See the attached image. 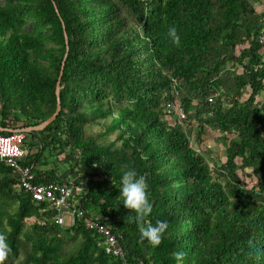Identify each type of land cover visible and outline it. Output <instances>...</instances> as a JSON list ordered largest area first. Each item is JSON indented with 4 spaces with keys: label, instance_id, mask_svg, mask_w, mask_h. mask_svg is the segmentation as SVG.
I'll list each match as a JSON object with an SVG mask.
<instances>
[{
    "label": "trees",
    "instance_id": "1",
    "mask_svg": "<svg viewBox=\"0 0 264 264\" xmlns=\"http://www.w3.org/2000/svg\"><path fill=\"white\" fill-rule=\"evenodd\" d=\"M262 15L251 0H0L1 127L54 113L66 34L60 110L23 131L22 163L34 184L67 180L41 167L53 152L83 212L59 226L0 164V264H264ZM188 120L199 147L206 129L220 133L222 163L192 146ZM91 214L124 260L85 227Z\"/></svg>",
    "mask_w": 264,
    "mask_h": 264
},
{
    "label": "built area",
    "instance_id": "2",
    "mask_svg": "<svg viewBox=\"0 0 264 264\" xmlns=\"http://www.w3.org/2000/svg\"><path fill=\"white\" fill-rule=\"evenodd\" d=\"M262 21L264 24V11ZM257 39L259 43H264L263 30L259 32ZM218 94V92L210 94L207 99L211 101ZM171 107L176 111L177 121L182 123L186 118V113L178 103H174ZM25 140L26 136L21 130H14L9 135L0 134V164H4L11 170L18 180L17 188L29 195L32 202L35 204L45 202L54 209L53 221L56 224L59 226L64 224V214L69 215L70 224H73L75 219L80 218L83 214L76 203V198L82 192L81 186L68 179L34 184L31 181L32 165L22 163V157L25 155V146L23 144ZM84 225L98 235L101 243L113 256L124 260L125 251L119 242V237L112 232L110 225L101 222L99 216L94 214L84 218Z\"/></svg>",
    "mask_w": 264,
    "mask_h": 264
},
{
    "label": "rangeland",
    "instance_id": "3",
    "mask_svg": "<svg viewBox=\"0 0 264 264\" xmlns=\"http://www.w3.org/2000/svg\"><path fill=\"white\" fill-rule=\"evenodd\" d=\"M251 1L254 4V8L256 12H262V10L264 11V0H258V1L251 0ZM262 98H264V94H262L260 98H258L260 102ZM175 102H177V100H175ZM172 114L175 115V112H173V110H172ZM168 120L172 121V119H168ZM183 126L186 130V133L188 134V138L192 146H194L196 150L205 149L204 153L209 162H216L220 164L225 160V149L223 145V139L220 137V133L218 131H212V130L206 129V132H204L203 135L201 136L202 146H203L202 148V147H199V145L195 143L196 142L195 135L197 131L195 122L192 120L191 121L188 120V122L187 121L184 122ZM231 136L233 135L229 134L227 137L229 138ZM114 137H115V133L111 134V139H113ZM53 155H54L53 152L48 151V154L46 153L45 158L43 159V161L44 162L46 161L48 164L46 166H41V167L47 170L53 167L54 169H56L57 175L62 177L63 174H65V177L68 180H72L73 176L72 175L69 176L67 174V172L64 170L63 165L59 163L56 164V161L54 160ZM62 156L63 155H59L58 158H62ZM236 161L237 163L240 162L239 159H237ZM237 171H238V176L241 179V182L244 184L245 187H250L256 183L255 177L249 175L251 172L250 168H245L243 170L238 169ZM31 222H32L31 220L27 221L28 224H30ZM67 224H70V218H69V215L64 214V225H67Z\"/></svg>",
    "mask_w": 264,
    "mask_h": 264
},
{
    "label": "water",
    "instance_id": "4",
    "mask_svg": "<svg viewBox=\"0 0 264 264\" xmlns=\"http://www.w3.org/2000/svg\"><path fill=\"white\" fill-rule=\"evenodd\" d=\"M67 53H68V44H67V41H66V34H65V53H64V56H63V59H62V62H61L60 72H59V75H58V78H57V81H56V84H55V95H56L55 111L50 117L46 118L44 121L40 122L39 124L24 128V131L33 132V131H37V130H42L43 128L46 127V125H48L51 121H53L55 119L56 115L58 114V112L60 110V102H59L60 76H61V73H62L63 64H64V60H65V58L67 56ZM0 130H4V129L0 127Z\"/></svg>",
    "mask_w": 264,
    "mask_h": 264
},
{
    "label": "crops",
    "instance_id": "5",
    "mask_svg": "<svg viewBox=\"0 0 264 264\" xmlns=\"http://www.w3.org/2000/svg\"><path fill=\"white\" fill-rule=\"evenodd\" d=\"M1 127V126H0ZM4 130H0V131H14V129H10V128H6V127H1ZM26 128V127H25ZM22 130L24 131V128H22ZM26 148V147H25ZM26 150V149H25Z\"/></svg>",
    "mask_w": 264,
    "mask_h": 264
}]
</instances>
